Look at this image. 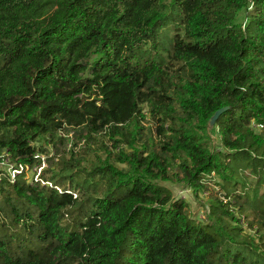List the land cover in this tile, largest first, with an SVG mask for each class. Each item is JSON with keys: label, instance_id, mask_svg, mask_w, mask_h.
Here are the masks:
<instances>
[{"label": "trees", "instance_id": "obj_1", "mask_svg": "<svg viewBox=\"0 0 264 264\" xmlns=\"http://www.w3.org/2000/svg\"><path fill=\"white\" fill-rule=\"evenodd\" d=\"M5 152L51 164L1 179L0 264H264V0H0Z\"/></svg>", "mask_w": 264, "mask_h": 264}, {"label": "rangeland", "instance_id": "obj_2", "mask_svg": "<svg viewBox=\"0 0 264 264\" xmlns=\"http://www.w3.org/2000/svg\"><path fill=\"white\" fill-rule=\"evenodd\" d=\"M240 20L244 21V23L246 22V10L245 9H243L240 13ZM150 109L151 107L145 106V109L143 112L147 113L148 115H147V120H142V123L144 124V126H146V128L151 127L153 130L152 131L153 135L156 136L155 118H153V116L150 114ZM214 126L215 125L211 126L209 124V134L211 137V141L214 144V146H216L217 149H223V146L221 145L220 135L218 133V130H215ZM60 135H63V133ZM66 136L67 137L63 143L56 142L54 144L53 143L50 144L51 154H53V152L57 148H60V151H59L60 155H62L64 150H68L73 147H75L76 150H79V148L84 144V140H81V138L79 137V134L77 135L75 134L74 129H71L69 135L67 134ZM148 136H151V135L149 134ZM155 141L157 142L158 139H156ZM75 143L77 144L79 143V144L76 146ZM39 144H43V142L40 141ZM109 146L113 150L112 142L109 143ZM130 151H131V148L128 149V152ZM55 161H57V159H55ZM50 164L51 163L47 162L48 167H50ZM121 167L127 168V165L126 164L121 165ZM25 174H26L27 180L33 183L34 182V172L32 170H28L27 172H25ZM182 177H183V174L178 173L174 175V179L172 181H165L163 183L173 190L175 198H183L188 201L187 208H188L190 215H192L193 217L195 216L197 219H206L207 206H209L210 201L216 197L224 200L225 203L230 202V199L226 198L222 194L224 193V191L219 185L218 177H216L214 173H213V178L207 179L208 181H205L206 185L199 191H194L193 188H190V186H188L185 182L181 180ZM230 207L233 210H237L232 205H230ZM241 223H243L244 228L247 231H249L247 229V223L243 222V220Z\"/></svg>", "mask_w": 264, "mask_h": 264}, {"label": "built area", "instance_id": "obj_3", "mask_svg": "<svg viewBox=\"0 0 264 264\" xmlns=\"http://www.w3.org/2000/svg\"><path fill=\"white\" fill-rule=\"evenodd\" d=\"M37 156L41 158V163L31 167L30 165H24L22 163L17 164L13 162L9 155L5 152L2 155V158H0V181L3 177H8L9 180L15 181L19 174H25L28 170H32L34 172V181L40 180V174L47 166V159L44 154H37Z\"/></svg>", "mask_w": 264, "mask_h": 264}, {"label": "water", "instance_id": "obj_4", "mask_svg": "<svg viewBox=\"0 0 264 264\" xmlns=\"http://www.w3.org/2000/svg\"><path fill=\"white\" fill-rule=\"evenodd\" d=\"M229 108H230V106H225V107H222V108L218 109L215 112V114L212 116L211 121H210V125L211 126L215 125V123H216L217 119L220 117V115L223 112L227 111Z\"/></svg>", "mask_w": 264, "mask_h": 264}]
</instances>
